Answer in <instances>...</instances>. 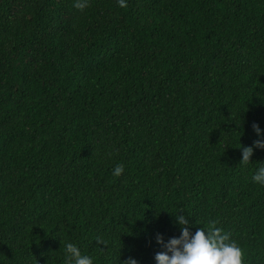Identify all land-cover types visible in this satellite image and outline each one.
<instances>
[{
    "label": "trees",
    "instance_id": "trees-1",
    "mask_svg": "<svg viewBox=\"0 0 264 264\" xmlns=\"http://www.w3.org/2000/svg\"><path fill=\"white\" fill-rule=\"evenodd\" d=\"M75 3L0 0V264H157L177 214L264 264V0Z\"/></svg>",
    "mask_w": 264,
    "mask_h": 264
},
{
    "label": "clouds",
    "instance_id": "clouds-1",
    "mask_svg": "<svg viewBox=\"0 0 264 264\" xmlns=\"http://www.w3.org/2000/svg\"><path fill=\"white\" fill-rule=\"evenodd\" d=\"M122 8L127 7L126 0H118ZM88 6L87 0H76L74 7L83 11ZM254 131L259 135L258 125H253ZM256 148L264 149V142L256 141ZM241 165L249 164L253 156L252 147L242 149ZM124 172V166L117 165L113 170L116 177ZM253 180L264 185V166L260 167L253 176ZM181 226L182 235L179 238H171L165 243L162 236H157L165 251L155 256L157 264H244V252L241 247L231 240V233L225 232L217 227L218 221H210L207 231L205 228H198L193 235L189 231V219L183 215H175ZM99 245H106L103 240L97 239ZM66 252L67 264H93L91 257L83 256L80 249L72 243L63 245ZM125 264H138L135 259H129Z\"/></svg>",
    "mask_w": 264,
    "mask_h": 264
}]
</instances>
